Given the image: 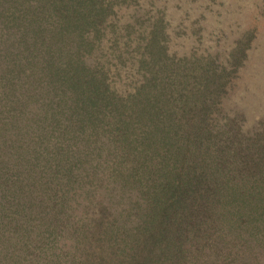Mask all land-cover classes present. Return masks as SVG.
<instances>
[{
	"label": "trees",
	"instance_id": "1",
	"mask_svg": "<svg viewBox=\"0 0 264 264\" xmlns=\"http://www.w3.org/2000/svg\"><path fill=\"white\" fill-rule=\"evenodd\" d=\"M104 13L0 0V264H264V136L231 128L250 35L175 57L154 28L118 92Z\"/></svg>",
	"mask_w": 264,
	"mask_h": 264
},
{
	"label": "rangeland",
	"instance_id": "2",
	"mask_svg": "<svg viewBox=\"0 0 264 264\" xmlns=\"http://www.w3.org/2000/svg\"><path fill=\"white\" fill-rule=\"evenodd\" d=\"M104 3V26L96 47L101 59L106 57L107 80L118 92L133 81L134 75L138 78L135 63L143 51L148 53L145 42L154 28L164 49L175 57L195 49L201 51L197 45L205 37L206 28L216 23L232 40L250 35V59L230 98L234 102L231 128L241 130L239 126L244 124L251 133L264 136V0H104ZM139 67L146 69L145 64Z\"/></svg>",
	"mask_w": 264,
	"mask_h": 264
}]
</instances>
